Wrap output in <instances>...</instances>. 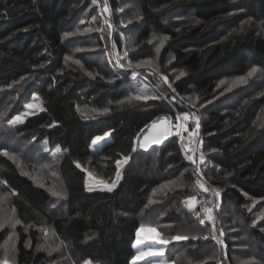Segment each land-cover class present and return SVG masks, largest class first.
I'll return each mask as SVG.
<instances>
[{
  "label": "trees",
  "instance_id": "16d2710c",
  "mask_svg": "<svg viewBox=\"0 0 264 264\" xmlns=\"http://www.w3.org/2000/svg\"><path fill=\"white\" fill-rule=\"evenodd\" d=\"M107 1L113 13L117 0ZM135 1L140 20L128 26L136 31L134 45L138 50L147 49L151 30L167 37L161 58L171 53V65L184 73L171 84L175 95L193 92L199 102H209L220 80L242 76L249 64L264 69V0H236V4L233 0ZM88 3L89 0H0V89L25 77H44L37 91L42 109L16 125L13 139L61 149L56 171L64 193L62 202H56L47 184H36L20 170L21 166L0 153V194L9 196L8 210L16 220V225L10 226L16 236L15 264H50L51 257L37 250L40 234L47 228L67 243L81 263L130 264L134 256L132 244L141 226L140 214L149 213L148 193L153 188L160 192L163 188L167 193L159 197H170L176 187L169 184L177 179L184 186L198 181L203 190L214 188L219 193L217 206L230 205L225 209L227 222L233 224L229 213H233L232 209L237 212L239 229L232 235L241 236L244 244L250 240L251 254L264 264V232L252 225L244 208L247 199L264 200V115H260L264 110V90L247 87L230 114L220 103L204 108L197 132L206 162L202 175L191 169L176 133L146 150H136L137 141L152 123L162 116L174 121L177 114L187 111L177 101L171 104V110L166 105L168 101L159 97L146 101L133 98L129 94L134 93L133 87L123 91L121 80L110 81L106 72L87 61L83 65L94 76L65 65L72 47L71 39L66 40L64 35L74 30ZM235 6L247 21L259 25L261 33L250 24L242 25L216 40L219 29L237 17L231 13ZM168 12H192L198 23L168 26L164 23ZM117 45L120 48L119 42ZM140 54L151 57L153 53L148 50ZM145 82L160 92L156 81ZM79 107L101 113L83 116ZM109 132L99 148H91L95 137ZM125 158L128 160L115 189L86 191L85 169L111 181L117 161ZM77 163L81 167H76ZM210 203H214V197ZM161 207V220L172 229L188 228V214L169 211L167 205ZM193 218L190 216L191 222ZM194 226L193 236L197 232L212 235L206 246L212 244L213 248L199 253L203 257L191 254L194 258L188 264H218L206 260L220 251L214 239V224L196 221ZM10 227L0 229V245ZM232 244L230 239L226 241V259H230ZM187 247L186 253L197 250Z\"/></svg>",
  "mask_w": 264,
  "mask_h": 264
},
{
  "label": "rangeland",
  "instance_id": "374dc122",
  "mask_svg": "<svg viewBox=\"0 0 264 264\" xmlns=\"http://www.w3.org/2000/svg\"><path fill=\"white\" fill-rule=\"evenodd\" d=\"M232 2L238 3L236 0ZM231 13L237 17L234 21L219 29L216 34V40L223 39L230 32L242 25L250 24L256 32L261 33L259 25L247 21L239 7H233ZM112 14H114V21L112 15L114 32L111 36L105 3H102L101 0H89L86 8L80 12V18L75 27L73 26L74 30L64 35L66 40L71 39L70 47H72L71 55L65 58V65L78 67L82 73L89 76H94L95 73L89 72L84 67V61L97 65L107 73L110 81L121 80V89L123 91L133 87L135 89V91L133 90L134 93H130L129 91V94L140 101L159 97L164 101H168L166 105L171 110L173 109L171 104L177 101L187 112L177 114L174 121L168 116H162L158 121L152 123L147 129L148 132H146L149 133L154 124H161L164 121L167 136L169 137L174 133L177 134L184 156L190 162L191 169H193L196 175H202V167L206 162L203 158V151L200 150V141L197 135L199 129V126L197 127V119L199 124L205 113L204 108L208 105L215 106L219 103L227 112L229 111L227 114H230L231 110L237 105L243 91L248 89L247 87L255 86L254 90L263 91L264 69L249 64L242 76L220 80L217 84V90L209 102H199L193 92L187 96H177L171 91L169 85L177 80V77H181L180 73L183 71L181 68L171 65L173 61L171 53H166L164 58H161V53L167 41V39H164L165 36L161 32L151 30L148 48L138 50V47L134 45L136 31L129 30L128 26L140 20L139 5L135 0H117V6L113 9ZM164 23L168 26H175L198 22H196L192 12L187 14L168 12L164 17ZM162 41L163 44L161 46ZM117 42H119L120 48ZM157 48H159V52H157ZM148 50L153 53L151 57L140 56L142 51L147 52ZM132 59L135 62H132ZM118 67H120L119 70ZM253 68L256 71L252 75H249ZM165 77H167V83L164 80ZM145 79L156 81L160 92L154 90L152 87L150 89ZM43 80L44 77L33 75L0 89V153L3 155L7 153L6 156L13 160L17 166H21L20 170L30 176L36 184H47L54 200L60 203L64 199V193L56 171V162L61 152H55L56 148L48 149L43 144L33 145L28 141L20 143V141L15 142L13 139L16 136V125L22 123L26 117L38 113L42 109V102L37 91L43 84ZM28 104H32L33 107L27 108L26 105ZM78 111L83 116L88 117L101 113L95 109H87L86 107H79ZM18 115L21 116V120L15 121V117ZM184 115H188V120L183 119ZM260 115H264V110ZM146 132L142 135V138L147 134ZM162 138L163 135H161L160 139ZM140 139L137 141L136 150L148 149H139V142L140 147L143 148L141 144L142 139ZM105 140H107V136L97 144H93L92 141L91 148H99ZM124 160H121V165L119 168L117 167L116 174L111 181L103 180L85 169L86 191H107V187L112 186L113 183H115L116 187L121 180L122 168L127 163H124ZM117 173H119V176ZM169 185L176 188L174 192L172 191V195L165 197V199L159 196L166 194L167 189L161 188L160 192L158 188H153L148 193L146 206L149 213L142 212L140 214L141 226L139 229L143 228L144 231H140L139 235H137L138 229L135 234V240L132 244L134 256L130 264H188L191 261L190 258H194L191 257V254L198 253L200 255L199 253L213 248L212 244L206 246L207 240L212 235L197 232V235L193 236L194 223L196 221L200 223L201 219L204 220L203 224L200 223L201 225H206V223L214 224V229L217 231L214 239L218 242L220 250L218 253L219 257L216 256L218 254H215L206 260H215V263L218 264H263L257 255L251 254L253 249L250 240H246L244 244L240 240L242 239L241 236L232 235L235 230L238 231L239 229L240 221L236 218L237 212L232 209L233 213H229V216L233 224L227 222L225 218L227 211L225 209H229L230 205L229 207L217 206L219 195H216L217 191L214 188L210 187L203 190L201 189L202 185L198 181L193 186H184L180 179L171 181ZM54 193H61L62 195ZM212 197H214L213 204L210 203ZM8 202L9 196L0 194V207H5L0 209V229L5 226L16 225L13 213L8 210L10 207ZM161 205H167V210L169 211L188 214L185 216V218L189 219L188 228L172 229L169 223L162 221L160 216ZM190 208L192 209L191 211L189 210ZM206 208L212 209L211 220L208 219V213L205 212ZM244 208L249 215L252 225L264 232V200L247 199ZM189 215L195 217L193 218V222H191ZM234 224L235 229L232 228ZM10 228L6 239L0 245V264H15L16 236L12 230L13 227ZM152 228L156 231L149 230ZM42 233V235L40 234L37 250L45 251L49 255V258L51 257L48 263L88 264L86 262L81 263L77 256L67 247V243L64 240L58 239L48 228L42 231ZM157 233L170 242L166 246L159 244L158 240L160 237L157 236ZM175 235L187 236L188 239L172 241L171 237ZM205 236L208 238L205 239ZM229 239L233 244L230 251V259H226L223 251L226 241ZM187 246L196 247L197 250H194L192 253L190 250L186 253L185 251L189 249ZM161 247L165 248L163 255L150 254V249H159ZM141 253L144 254L141 255Z\"/></svg>",
  "mask_w": 264,
  "mask_h": 264
},
{
  "label": "snow or ice",
  "instance_id": "6c2138e0",
  "mask_svg": "<svg viewBox=\"0 0 264 264\" xmlns=\"http://www.w3.org/2000/svg\"><path fill=\"white\" fill-rule=\"evenodd\" d=\"M164 39L166 40L167 37H165ZM162 44H163V41L161 42V46H162ZM157 52H159V48H157ZM137 66H139V65H137ZM255 71H256V69L253 68L252 71L249 73V75H252V73H254ZM180 75L183 76L184 73L182 72V73H180ZM178 78L179 77H177V79ZM164 80L167 83V77H165ZM169 87H171V85H169ZM26 107L27 108H32L33 105L32 104H28V105H26ZM104 111L107 112V109H105ZM188 118H189L188 115H184V117H183L184 120H188ZM193 118L196 119L195 117H193ZM20 120H21V116L18 115V116L15 117V121H20ZM198 126H199V124H198V119H197V127ZM107 135H110V132L109 133H105V136H107ZM105 136H97V137H95L93 139V144H97L98 142L103 141L105 139ZM163 138L166 139L167 138V135H165ZM46 151H47V149H46ZM60 151H61V149L59 147H57L55 149V152H60ZM213 151H215V150H213ZM5 154L7 155V153H5ZM123 162L126 163L127 162V158H125V160ZM120 165H121V161H117V167L118 168L120 167ZM76 167L79 168L81 166H80V164L77 163L76 164ZM117 175L119 176V173H117ZM114 187H115V183H113L112 186L107 187L106 190L109 191V192H111ZM89 190H91V189H89ZM54 194H56V195H62L61 193H54ZM216 195H219V193L217 192ZM189 210L191 211L192 209L190 208ZM205 212L208 213V219L211 220L212 219V216H211L212 209L206 208L205 209ZM18 222L19 221H17V223ZM200 223L203 224L204 223V220L201 219ZM149 230L150 231H153V232L156 231L154 228L149 229ZM140 231H144V229L143 228L139 229L137 235H139V232ZM157 236L160 237L159 240H158L159 244H161L163 246H166L170 242L168 239L163 238V236L161 234H159V233H157ZM204 238L207 239L208 237L205 236ZM187 239H188L187 236H181V235H175V236H172L171 237V240L172 241H182V240H187ZM138 243H139V241H138ZM164 251H165V248L164 247H161L159 249H150L149 250L150 254H152V255H163L164 254ZM143 254L144 253H141V255H143Z\"/></svg>",
  "mask_w": 264,
  "mask_h": 264
},
{
  "label": "bare ground",
  "instance_id": "6f19581e",
  "mask_svg": "<svg viewBox=\"0 0 264 264\" xmlns=\"http://www.w3.org/2000/svg\"><path fill=\"white\" fill-rule=\"evenodd\" d=\"M161 135H162L161 124L160 123L154 124L151 127L150 132L145 134L143 138L141 137L142 138L141 144L143 146V149H146L149 146L153 145L154 141L155 142L158 141L160 139ZM144 147H146V148H144Z\"/></svg>",
  "mask_w": 264,
  "mask_h": 264
},
{
  "label": "water",
  "instance_id": "95a60500",
  "mask_svg": "<svg viewBox=\"0 0 264 264\" xmlns=\"http://www.w3.org/2000/svg\"><path fill=\"white\" fill-rule=\"evenodd\" d=\"M104 2H105V9H106L107 18H108V26H109V29L111 31V36H112L113 32H114V27H113V24H112L111 8H110L109 3H108L107 0H104Z\"/></svg>",
  "mask_w": 264,
  "mask_h": 264
},
{
  "label": "crops",
  "instance_id": "0c3cea01",
  "mask_svg": "<svg viewBox=\"0 0 264 264\" xmlns=\"http://www.w3.org/2000/svg\"><path fill=\"white\" fill-rule=\"evenodd\" d=\"M161 131H162V135H163V137L165 136V135H167V129H166V126H165V123H164V121L161 123ZM148 132V131H147ZM168 137V136H167ZM142 139V138H141ZM140 139V140H141ZM165 139L164 138H162V139H160V140H158V141H156V142H162V141H164ZM156 142L154 141V143L153 144H156ZM149 146V145H148ZM146 148V147H145ZM139 149H143L142 147H140V142H139Z\"/></svg>",
  "mask_w": 264,
  "mask_h": 264
}]
</instances>
